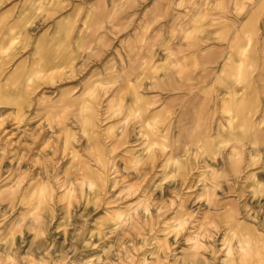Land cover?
<instances>
[{
  "label": "rangeland",
  "instance_id": "obj_1",
  "mask_svg": "<svg viewBox=\"0 0 264 264\" xmlns=\"http://www.w3.org/2000/svg\"><path fill=\"white\" fill-rule=\"evenodd\" d=\"M112 74L63 76L28 112L0 105V264H264V167L242 145L218 170H175L180 152L121 143Z\"/></svg>",
  "mask_w": 264,
  "mask_h": 264
},
{
  "label": "crops",
  "instance_id": "obj_2",
  "mask_svg": "<svg viewBox=\"0 0 264 264\" xmlns=\"http://www.w3.org/2000/svg\"><path fill=\"white\" fill-rule=\"evenodd\" d=\"M88 69L115 71L121 143L150 160L176 151L175 170L217 169L242 145L264 167V0H0V96L21 104L0 105L28 112ZM263 181L250 180L254 200Z\"/></svg>",
  "mask_w": 264,
  "mask_h": 264
}]
</instances>
